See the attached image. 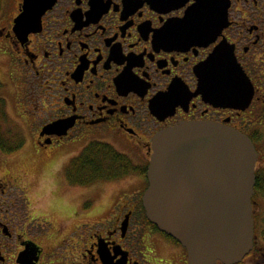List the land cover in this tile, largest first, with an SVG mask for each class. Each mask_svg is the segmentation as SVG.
I'll return each mask as SVG.
<instances>
[{"label":"flooded vegetation","instance_id":"obj_1","mask_svg":"<svg viewBox=\"0 0 264 264\" xmlns=\"http://www.w3.org/2000/svg\"><path fill=\"white\" fill-rule=\"evenodd\" d=\"M13 1L15 13L0 16V264H190L143 204L153 139L183 123L224 125L253 143L254 241L238 264H264V0H56L22 38L24 0ZM29 145L49 162L78 148L51 165L60 191L78 197L98 192L82 186L83 150L125 155L116 177L94 185L114 197L58 203L82 219L83 205L89 213L114 198L111 219L68 232L37 211L31 172L12 167Z\"/></svg>","mask_w":264,"mask_h":264},{"label":"water","instance_id":"obj_2","mask_svg":"<svg viewBox=\"0 0 264 264\" xmlns=\"http://www.w3.org/2000/svg\"><path fill=\"white\" fill-rule=\"evenodd\" d=\"M55 3L24 0L17 35L30 33ZM220 58L217 51L210 61ZM152 150L143 196L148 221L186 249L190 264L241 262L254 241L258 154L251 140L224 125L183 123L156 135Z\"/></svg>","mask_w":264,"mask_h":264},{"label":"rangeland","instance_id":"obj_3","mask_svg":"<svg viewBox=\"0 0 264 264\" xmlns=\"http://www.w3.org/2000/svg\"><path fill=\"white\" fill-rule=\"evenodd\" d=\"M16 4L17 2L15 3L13 0H0V16H12L16 11ZM11 114L22 126L21 129L23 130V132L27 134L26 124L17 117L16 112L12 113L11 111ZM42 114L43 113L40 108V111L36 112L35 124H37V122H39L41 118H44ZM86 150L87 148L81 152V158ZM77 151L78 148L74 145L61 148L57 150L56 153H54L55 155L49 162L47 158H45V155L41 157L37 156L34 153V149L29 145L26 152L20 158H18L17 163L12 166L17 172H31L28 175L33 188L30 192L31 195L28 194V198L31 196V198L34 200L32 202V205L37 211L43 212L46 216H50L52 221H56L57 224L62 223L68 232L76 230L78 227L80 228L82 225L86 224L87 227H84V230H87L88 226H96L95 224L97 223H104L107 220L111 219L109 215L111 214V207L114 203V198H112L105 208H99L95 211L89 209V213H87L88 208L86 209V205H83L84 207L81 210L82 219L80 217L79 219H76L77 217L75 219H71V216H73L74 213L71 211H65L67 208L64 210V213L58 211L59 208L62 209L61 206L58 207V203L62 200H64V202H66L68 205L75 199L77 203L80 201L85 204L86 202H88L89 198H92L94 203H98L99 205L101 202H103L106 196L114 197V194L110 193V191L112 190L110 186H106L103 191H100L96 186L94 187V185L98 182L110 181L109 177H103L105 178V180L102 178L98 182L82 185L84 189L85 187L92 186V191L96 190L98 192L89 194L87 190H80V196L78 197L77 193L65 194L64 191H60V175L56 179L52 173L51 167L57 162L64 163L65 159L79 154ZM58 190L60 194L59 197L54 195V192H58ZM84 212H86L87 214H83ZM86 239L88 240V236L86 237Z\"/></svg>","mask_w":264,"mask_h":264},{"label":"trees","instance_id":"obj_4","mask_svg":"<svg viewBox=\"0 0 264 264\" xmlns=\"http://www.w3.org/2000/svg\"><path fill=\"white\" fill-rule=\"evenodd\" d=\"M109 158L111 162L105 159ZM126 161V156L114 150V148L95 145L87 148L82 156V185L100 181L108 174L112 179L117 176L113 165H120ZM111 166V167H110ZM110 168H113L110 169ZM260 182V181H259ZM264 188V186H262Z\"/></svg>","mask_w":264,"mask_h":264}]
</instances>
